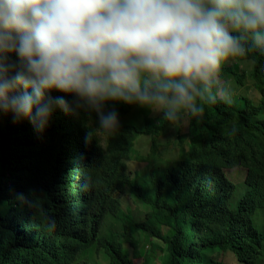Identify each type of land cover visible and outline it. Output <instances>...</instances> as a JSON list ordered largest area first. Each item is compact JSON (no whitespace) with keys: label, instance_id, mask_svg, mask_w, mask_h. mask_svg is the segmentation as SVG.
<instances>
[{"label":"trees","instance_id":"trees-1","mask_svg":"<svg viewBox=\"0 0 264 264\" xmlns=\"http://www.w3.org/2000/svg\"><path fill=\"white\" fill-rule=\"evenodd\" d=\"M221 81L234 85L235 103L205 106L202 120L174 131L147 109L133 114L136 106L112 103L108 110L115 108L119 119L132 112L133 123L107 133L115 137L104 148L93 137L98 164H73L72 147L63 150L59 142L68 123L60 113L42 134L30 120L5 115L0 264H97L100 255L109 264L137 258L151 264L156 251L163 252L161 264H264V52L224 62ZM77 116L81 132L99 127L94 113ZM233 126L237 131L230 135ZM171 130L172 139H163ZM138 136L144 137L142 153L134 147ZM124 158L145 164L147 179L109 171L123 167ZM224 166L243 167V182L230 179ZM18 194L54 216L56 229L49 230ZM124 195L132 208L122 206ZM107 216L115 227L104 225Z\"/></svg>","mask_w":264,"mask_h":264},{"label":"clouds","instance_id":"clouds-1","mask_svg":"<svg viewBox=\"0 0 264 264\" xmlns=\"http://www.w3.org/2000/svg\"><path fill=\"white\" fill-rule=\"evenodd\" d=\"M253 51L264 52V0H0V120L11 113L42 134L60 113L68 123L59 142L63 150L72 147L73 164H98L93 137L104 148L115 137L107 133L133 123L132 112L119 119L108 110L112 103L185 127L203 119L205 106L235 103L233 87L221 81L223 64ZM81 112L95 114L97 130L80 131ZM140 145L143 136L134 141L142 153ZM134 160L140 164L124 158L123 167L109 171L141 174L129 169ZM224 167L243 172L244 180L243 167ZM18 199L56 229L55 217L36 201ZM112 224L107 216L104 225Z\"/></svg>","mask_w":264,"mask_h":264},{"label":"rangeland","instance_id":"rangeland-1","mask_svg":"<svg viewBox=\"0 0 264 264\" xmlns=\"http://www.w3.org/2000/svg\"><path fill=\"white\" fill-rule=\"evenodd\" d=\"M230 85H231V86L233 87V89H234V85H233V84H230ZM256 95H257V94H256L255 92H252V93H251V96H253L254 98L257 97ZM140 109H141V108L137 106V107L135 108L133 114H139L138 111H139ZM140 121H141V119H140ZM174 128H175V127L172 126L173 131L175 130ZM173 136H174V135H173L172 130H171V131H169V132L166 133V135H165V137H164L163 139H166L167 141H169V140L172 139ZM146 145H148V142H146ZM169 146L172 147L173 145L171 144V145H169ZM139 148H140L141 150H144V149L146 148V146H145V145H140ZM144 165H145V164H138V163L134 160V162H130V163L128 164V167H129V169H130L131 171H134V170H136V169H139V170H140L139 173L141 172V173H143V175H144V174L147 175V174L149 173V169H148L147 166L144 167ZM225 171H226V173H227L228 175L231 174L230 176L234 177L235 180H238V182H237L238 184L242 183L243 175H244L243 172H242V173H236V172H235L236 169L231 170V171H229V170H225ZM122 203H123V206H127V205H129V206H131V207L133 206V204L130 202V199H129L127 196H125V197L122 198ZM151 240H152L153 242L159 244V245H163L162 241L159 240V239H157V238L154 237V236L151 238ZM151 257L153 258V261H152L151 264H161V260H162V258H163V252H162V251H160V252L156 251L155 253H152ZM97 259H98V261H99L100 264H109L108 261H107V259H106V257H104V256H102V258H101V255H100V256L97 257ZM230 259L232 260V258H230ZM141 263H142V259H141V258H137V259L134 260V264H141Z\"/></svg>","mask_w":264,"mask_h":264},{"label":"bare ground","instance_id":"bare-ground-1","mask_svg":"<svg viewBox=\"0 0 264 264\" xmlns=\"http://www.w3.org/2000/svg\"><path fill=\"white\" fill-rule=\"evenodd\" d=\"M236 225V224H235ZM240 225V224H239ZM243 225V224H242Z\"/></svg>","mask_w":264,"mask_h":264}]
</instances>
